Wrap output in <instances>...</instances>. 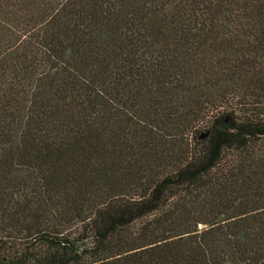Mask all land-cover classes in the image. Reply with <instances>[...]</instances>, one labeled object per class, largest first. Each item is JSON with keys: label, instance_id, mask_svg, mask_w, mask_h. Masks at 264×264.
Segmentation results:
<instances>
[{"label": "trees", "instance_id": "trees-1", "mask_svg": "<svg viewBox=\"0 0 264 264\" xmlns=\"http://www.w3.org/2000/svg\"><path fill=\"white\" fill-rule=\"evenodd\" d=\"M0 264H264V0H0Z\"/></svg>", "mask_w": 264, "mask_h": 264}]
</instances>
